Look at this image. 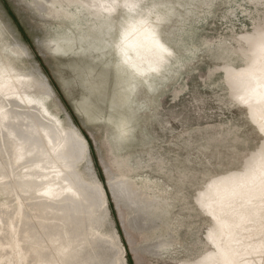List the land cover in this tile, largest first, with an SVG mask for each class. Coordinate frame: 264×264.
<instances>
[{
	"label": "rangeland",
	"instance_id": "374dc122",
	"mask_svg": "<svg viewBox=\"0 0 264 264\" xmlns=\"http://www.w3.org/2000/svg\"><path fill=\"white\" fill-rule=\"evenodd\" d=\"M58 1L0 0V66L48 84L50 113L87 142L78 170L107 198L99 207L98 196L104 222L90 238L114 245L113 264H236L220 210L227 198L264 189L262 110L246 94L264 83V0H142L152 17L162 15L159 31L175 56L153 88L141 82L131 95L114 46L126 12L118 8L108 34L94 28V7ZM2 114L6 133L17 121ZM121 123L128 133L119 132ZM8 141L0 140V157L18 173L25 159L6 155ZM13 204L0 229V264H28L18 237H5L22 214Z\"/></svg>",
	"mask_w": 264,
	"mask_h": 264
},
{
	"label": "bare ground",
	"instance_id": "6f19581e",
	"mask_svg": "<svg viewBox=\"0 0 264 264\" xmlns=\"http://www.w3.org/2000/svg\"><path fill=\"white\" fill-rule=\"evenodd\" d=\"M59 1L56 5L66 3V0ZM80 1L73 0L72 5L66 4L67 8L79 4L82 7L86 6L89 10L94 7L93 10L97 11V14L100 13L95 16L94 20L97 21L95 23L92 21L94 28L100 30L104 26L108 34V31H113L112 29L116 27V25L114 27V15L118 8L121 7L126 12L129 18H124L120 22L121 32L117 40H114L119 57L118 65L123 73H127L126 78L129 82L127 88L130 95L141 82L153 88L171 66V60L175 56L159 31L162 15L158 13L152 17V9H142V0L129 2L102 0L106 2L105 5L103 2L98 4L97 1L98 3L91 7L90 1L88 4H82ZM158 44L167 51H162ZM11 51L15 54H20L19 51H21L24 54V51L19 48H12ZM2 68L0 66V98H2L0 100L4 99L8 105L0 101V112L2 111L8 117L13 115L15 118H12V121L15 119L17 126L13 127L15 122H12V128H7L6 133L4 130L8 126L5 125L4 130L0 128V140L4 144L8 138V147H12L13 151L5 150L6 155L15 158L17 154L18 161L25 159L26 166L15 173L12 170L13 165L10 168L12 163L4 164L3 158L0 157V165L5 167L4 169L0 167V196L2 197L0 229L6 230L9 218L14 214L13 201H15L21 205V218L12 223L13 228L11 232L5 234V237H18L19 248L22 247L28 254V264H108L109 261L113 264L116 261L114 245L108 244V241L90 238V235L95 236L92 232L94 229L99 230L102 227L104 214H100L102 208L99 207L107 204V198L99 185L91 184L78 170L79 163L88 156L87 142L74 127L64 125L61 120L52 115L53 113H50L46 102L53 93L47 87L48 84H43L42 81L30 75L21 74L9 65ZM39 94H44V97ZM246 94L250 96L248 102L251 100V103L261 105L258 106L262 110L259 116L262 117V125H264V83L249 87ZM7 106L12 110H4ZM16 108L22 111L14 110ZM1 118L0 123H3ZM7 120L6 122L11 121L10 118ZM127 126L128 124L121 123L119 132L128 133ZM15 127L18 129H13ZM22 141L24 147L21 155ZM79 144H83L82 152ZM1 145L0 143V155L3 154ZM19 162L14 163V167L21 166ZM3 178L8 182H4ZM98 196L101 201L98 207L100 211L95 208ZM3 214H6L8 218H5ZM220 214L222 221L229 226L232 233L231 239L225 243L228 257L236 264H264V189L247 196L227 198L221 206ZM117 252H119L118 249ZM4 256L7 258V255ZM7 260L9 261L8 258Z\"/></svg>",
	"mask_w": 264,
	"mask_h": 264
},
{
	"label": "snow or ice",
	"instance_id": "6c2138e0",
	"mask_svg": "<svg viewBox=\"0 0 264 264\" xmlns=\"http://www.w3.org/2000/svg\"><path fill=\"white\" fill-rule=\"evenodd\" d=\"M126 6H128V5H126ZM262 36H264V32H262ZM158 47H160L162 51H165V52L167 51V49H164L162 45L158 44ZM241 99H243V98H241ZM261 127H262V129H264V125H262ZM23 147H24V142L22 141L21 147H20L21 155L23 154ZM79 149L81 152L83 151V144H79ZM260 155H261V158L264 159V147H261ZM100 179L103 180L104 177L101 175ZM119 188H120V186L118 185L116 188L113 189V191H115L117 193V199L118 200L121 198ZM108 264H111V261H109Z\"/></svg>",
	"mask_w": 264,
	"mask_h": 264
}]
</instances>
